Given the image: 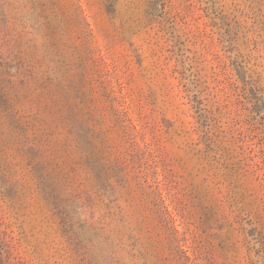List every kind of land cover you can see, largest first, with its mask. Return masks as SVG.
Segmentation results:
<instances>
[{"label": "rangeland", "instance_id": "1", "mask_svg": "<svg viewBox=\"0 0 264 264\" xmlns=\"http://www.w3.org/2000/svg\"><path fill=\"white\" fill-rule=\"evenodd\" d=\"M70 2L0 0V264H264V0Z\"/></svg>", "mask_w": 264, "mask_h": 264}, {"label": "trees", "instance_id": "2", "mask_svg": "<svg viewBox=\"0 0 264 264\" xmlns=\"http://www.w3.org/2000/svg\"><path fill=\"white\" fill-rule=\"evenodd\" d=\"M57 2L59 3L60 7L62 5L61 3V0H57ZM63 7V6H62ZM78 8V6L75 4H73L72 2H70V0H64V9H63V13L67 14V15H75L74 13L76 8ZM75 19H78V17H75ZM76 21V20H75ZM154 204H157V202H153ZM176 231V230H175ZM134 242L137 243L138 242V238L135 240L134 239ZM141 243V241L139 242V244ZM134 245V244H133ZM184 258L186 259L187 263L186 264H189L188 261H189V257L187 255H184ZM113 259L115 260V258L113 257Z\"/></svg>", "mask_w": 264, "mask_h": 264}]
</instances>
